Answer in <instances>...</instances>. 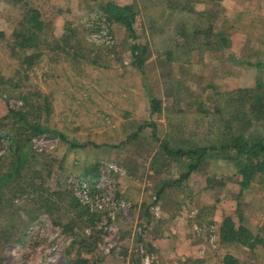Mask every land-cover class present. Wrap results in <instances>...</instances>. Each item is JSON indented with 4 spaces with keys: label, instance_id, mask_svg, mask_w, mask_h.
<instances>
[{
    "label": "rangeland",
    "instance_id": "rangeland-1",
    "mask_svg": "<svg viewBox=\"0 0 264 264\" xmlns=\"http://www.w3.org/2000/svg\"><path fill=\"white\" fill-rule=\"evenodd\" d=\"M100 4L0 0V134H18L9 109L47 129L18 135L28 164L1 185L0 264H264V245L218 236L230 217L264 241V185L241 188L223 154L233 135L264 137V0H132V31ZM31 7L42 28L20 49ZM14 150L0 137V172ZM79 178L119 207L69 208Z\"/></svg>",
    "mask_w": 264,
    "mask_h": 264
},
{
    "label": "trees",
    "instance_id": "trees-1",
    "mask_svg": "<svg viewBox=\"0 0 264 264\" xmlns=\"http://www.w3.org/2000/svg\"><path fill=\"white\" fill-rule=\"evenodd\" d=\"M191 6V5H190ZM188 9L191 10V7ZM29 14L26 15L22 22V30L15 32V44L20 49L30 48L36 46V32L40 31L42 28V20L40 13L34 7H31ZM99 11L101 12V17L107 23L115 22L120 23L128 31L133 29V21H135L138 10L130 2L128 4H117L113 1H106L99 5ZM202 12V11H201ZM183 27L181 26L180 29ZM220 31H216L219 34ZM29 58V57H27ZM150 109L158 111L157 101L154 97L149 99ZM249 109L251 112L257 110L260 102V96L252 97L248 100ZM264 104V103H263ZM13 115L18 114L17 118L13 119V123L16 125V132H6L5 134H0V137L4 141H8L9 147H14L15 150L12 154H9L7 168L0 172V190L1 185L8 182L15 183L18 185L17 179L21 177V172L25 170L27 161H25V153L22 148L25 144V138L22 140L18 135H20L21 130L25 134L29 131L32 134L46 132L47 129L43 128L41 124L37 122L26 121L22 115H19L20 111L9 109ZM145 124H138L134 130H132L129 136H133L138 129H140ZM227 149L224 154V158L232 161L235 166L236 175L239 178L238 184L241 188L249 185L253 180L258 181L264 185V137H256L255 135H249L248 137H243L242 135H233L230 137L227 143L224 145ZM164 150L172 155L181 156L186 153H194L193 151H183L181 149L171 150L162 145ZM17 150V151H16ZM195 163H190L187 165L186 170L182 173L181 178H185L194 169ZM30 187V190L36 189V184L32 181L26 183ZM71 190V189H70ZM68 191L67 203L69 208L72 210L76 206H80L85 214L87 213L86 207L79 203V199L73 194L72 191ZM79 200V201H78ZM95 213V212H94ZM75 215L80 217L81 212L75 211ZM219 240L227 245L237 243L248 248L254 247L256 244L264 245V241H260L258 237L253 235L247 227L242 223L235 226L234 221L230 217H225L222 221L220 228L218 229ZM222 264H236L237 260L232 257L231 254H224L222 256Z\"/></svg>",
    "mask_w": 264,
    "mask_h": 264
},
{
    "label": "built area",
    "instance_id": "built-area-1",
    "mask_svg": "<svg viewBox=\"0 0 264 264\" xmlns=\"http://www.w3.org/2000/svg\"><path fill=\"white\" fill-rule=\"evenodd\" d=\"M104 19V18H103ZM91 40L96 41L97 43L100 41H104L105 43L111 42L110 38H108L104 31H99V35L92 34ZM106 169L108 171L116 172L120 170L118 167L112 164H107ZM71 188L73 191V194L84 204H86L89 207L101 209L103 206L111 205V206H118L119 203H115L113 199L110 197V193L107 194V191H100V185L99 183H91L90 181H87L84 178H79L77 180L72 179L70 181ZM139 249L142 250L141 246H139ZM143 260L144 262H147L148 255L144 254Z\"/></svg>",
    "mask_w": 264,
    "mask_h": 264
},
{
    "label": "crops",
    "instance_id": "crops-1",
    "mask_svg": "<svg viewBox=\"0 0 264 264\" xmlns=\"http://www.w3.org/2000/svg\"><path fill=\"white\" fill-rule=\"evenodd\" d=\"M106 1H113V2H115V3H117V4H128V3H132V0H102V3L103 2H106ZM131 255H130V253H129V256H128V263H130L131 264Z\"/></svg>",
    "mask_w": 264,
    "mask_h": 264
}]
</instances>
